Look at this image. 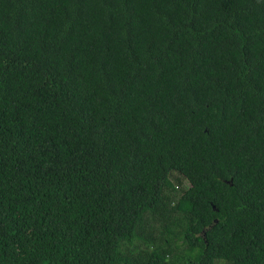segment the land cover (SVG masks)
I'll list each match as a JSON object with an SVG mask.
<instances>
[{
  "label": "trees",
  "instance_id": "16d2710c",
  "mask_svg": "<svg viewBox=\"0 0 264 264\" xmlns=\"http://www.w3.org/2000/svg\"><path fill=\"white\" fill-rule=\"evenodd\" d=\"M0 264H264V0H0Z\"/></svg>",
  "mask_w": 264,
  "mask_h": 264
},
{
  "label": "rangeland",
  "instance_id": "374dc122",
  "mask_svg": "<svg viewBox=\"0 0 264 264\" xmlns=\"http://www.w3.org/2000/svg\"><path fill=\"white\" fill-rule=\"evenodd\" d=\"M183 186L184 187H187L188 186V183L187 182H183Z\"/></svg>",
  "mask_w": 264,
  "mask_h": 264
}]
</instances>
